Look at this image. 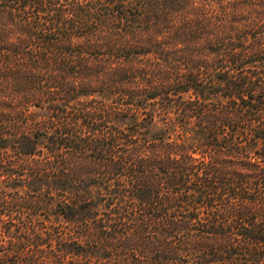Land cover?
<instances>
[{"label": "trees", "instance_id": "obj_1", "mask_svg": "<svg viewBox=\"0 0 264 264\" xmlns=\"http://www.w3.org/2000/svg\"><path fill=\"white\" fill-rule=\"evenodd\" d=\"M0 264H264V0H0Z\"/></svg>", "mask_w": 264, "mask_h": 264}]
</instances>
